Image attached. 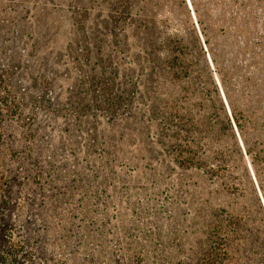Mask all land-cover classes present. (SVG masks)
<instances>
[{"label": "rangeland", "instance_id": "374dc122", "mask_svg": "<svg viewBox=\"0 0 264 264\" xmlns=\"http://www.w3.org/2000/svg\"><path fill=\"white\" fill-rule=\"evenodd\" d=\"M216 215L264 249V0H0V264L187 248Z\"/></svg>", "mask_w": 264, "mask_h": 264}, {"label": "trees", "instance_id": "16d2710c", "mask_svg": "<svg viewBox=\"0 0 264 264\" xmlns=\"http://www.w3.org/2000/svg\"><path fill=\"white\" fill-rule=\"evenodd\" d=\"M172 49V54L166 58L165 68L175 72L189 74L188 59L183 53L180 43H176ZM168 106V105H167ZM175 114V115H174ZM162 118V128L160 136H168V132H185L186 129L181 124H186V116H180L179 112ZM180 117L179 125L172 127L170 119ZM181 125V126H180ZM176 130V131H175ZM172 138L168 139L164 146L172 148ZM182 154V153H181ZM184 162L190 159L186 154H182ZM213 223L206 230H202L205 235L196 245L185 248L184 246H148L129 247L115 255L113 259L102 255L103 260L96 259L93 249H86L80 253L85 264H264V249H260L251 241L248 229L236 228V216L229 215L227 220H221L216 215ZM85 250V248H84ZM72 255V252L69 256ZM51 262V260H49ZM62 264H67L64 262Z\"/></svg>", "mask_w": 264, "mask_h": 264}]
</instances>
